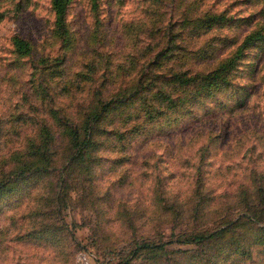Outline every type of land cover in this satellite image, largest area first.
<instances>
[{
	"label": "rangeland",
	"instance_id": "374dc122",
	"mask_svg": "<svg viewBox=\"0 0 264 264\" xmlns=\"http://www.w3.org/2000/svg\"><path fill=\"white\" fill-rule=\"evenodd\" d=\"M67 19L65 44L53 0H0V177L27 171L0 193V264H264V42L210 93L168 83L264 30V0H71ZM107 102L71 157L70 128Z\"/></svg>",
	"mask_w": 264,
	"mask_h": 264
},
{
	"label": "trees",
	"instance_id": "16d2710c",
	"mask_svg": "<svg viewBox=\"0 0 264 264\" xmlns=\"http://www.w3.org/2000/svg\"><path fill=\"white\" fill-rule=\"evenodd\" d=\"M71 0H53V6L56 11V30L59 36L62 38L63 42L66 44L68 43L70 39V30H69V23L67 19L68 9L70 6ZM218 18L215 16L209 17L207 21L209 23L211 22H217ZM264 42V30L263 28H258L251 33L247 35L243 43L240 45V47L236 50V52L228 57L225 58L223 61H221L215 68H213L211 71L204 73L202 75H199L197 73H193L190 75H185L184 72L180 73L178 71L175 72V75L173 78H171L168 83L173 86H188V85H194L196 83L200 84L203 89L207 90L206 93H210L214 90H217L221 88L224 85H227L230 83L233 70L237 67L241 59L243 58L245 54V49L247 47H250L251 45H255L258 43ZM15 44L19 51L22 53H29L31 52L32 48L29 45L27 41L21 38H17L15 40ZM161 63V62H160ZM200 94V92L198 93ZM156 96L158 98H162L163 101H165L167 104V107L176 106L178 107L182 103L180 100H183V98L179 97V94L177 96L173 95V89L167 90L166 88H161L159 92L156 93ZM180 99V100H179ZM195 99L194 101H196ZM164 106V105H163ZM163 106H156L154 108V112L161 113L164 109ZM110 105L108 102L101 108V110L97 113H95L89 121L84 126V134H82L77 126H73L70 128V141H71V147L73 149V153L71 157L76 158L77 156L84 155V149L89 147L93 141L95 140L96 135V124L100 123L104 116V113L110 111ZM82 137V139H81ZM98 143V142H97ZM97 143L94 144V146L97 145ZM75 147V149H74ZM40 169V168H39ZM27 171L25 169H18L13 172V174H10L8 177H0V193H4L7 189H9L11 186H9L8 181L10 180H18L26 175ZM232 225V224H231ZM230 230L227 228H222L220 230H213L206 233L201 234H195L194 237L191 239V241H199L201 243H205L210 241L213 238H216L217 236H221L226 231ZM258 233L256 234L253 242L255 244H264V225L259 226L257 229ZM174 240H168L167 242H173ZM178 241H183L182 239L178 238ZM145 245H148L145 243ZM142 247V244H139L138 247ZM144 246V244H143ZM245 246L244 243L237 244L234 248H232L233 251H238L242 249ZM227 250V254L224 257V259H228L229 254L231 252L230 248H225ZM245 252H249L248 246L246 248ZM224 248L219 250V254L216 255V253L212 254L208 259H206L205 264H215L216 256H224L222 255V251ZM215 257V258H211ZM210 259V260H209ZM214 260V261H213Z\"/></svg>",
	"mask_w": 264,
	"mask_h": 264
},
{
	"label": "built area",
	"instance_id": "2783aa9c",
	"mask_svg": "<svg viewBox=\"0 0 264 264\" xmlns=\"http://www.w3.org/2000/svg\"><path fill=\"white\" fill-rule=\"evenodd\" d=\"M77 259L78 264H93L91 254L84 250L79 252Z\"/></svg>",
	"mask_w": 264,
	"mask_h": 264
}]
</instances>
